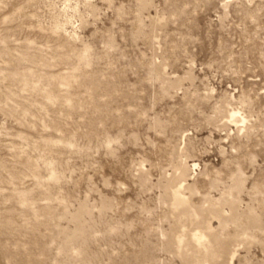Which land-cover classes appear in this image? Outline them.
Segmentation results:
<instances>
[{"label":"rangeland","instance_id":"rangeland-1","mask_svg":"<svg viewBox=\"0 0 264 264\" xmlns=\"http://www.w3.org/2000/svg\"><path fill=\"white\" fill-rule=\"evenodd\" d=\"M0 264H264V0H0Z\"/></svg>","mask_w":264,"mask_h":264},{"label":"bare ground","instance_id":"bare-ground-1","mask_svg":"<svg viewBox=\"0 0 264 264\" xmlns=\"http://www.w3.org/2000/svg\"><path fill=\"white\" fill-rule=\"evenodd\" d=\"M232 110H233V109H232ZM232 110H231V111H232ZM232 112H235V111H232ZM238 113H239V112H238ZM232 117H233V121H234V119L237 120V118H236V113H233V114H232ZM239 117L241 118V116H239ZM241 120H242V119H241ZM230 121H231V118H230ZM238 122H240V121H238ZM236 123H237V122H236Z\"/></svg>","mask_w":264,"mask_h":264}]
</instances>
